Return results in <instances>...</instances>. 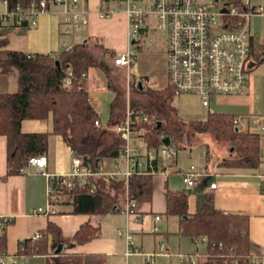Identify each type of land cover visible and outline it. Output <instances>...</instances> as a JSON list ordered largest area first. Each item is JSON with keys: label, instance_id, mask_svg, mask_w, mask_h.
Returning a JSON list of instances; mask_svg holds the SVG:
<instances>
[{"label": "trees", "instance_id": "16d2710c", "mask_svg": "<svg viewBox=\"0 0 264 264\" xmlns=\"http://www.w3.org/2000/svg\"><path fill=\"white\" fill-rule=\"evenodd\" d=\"M30 1L6 0V6H25ZM239 1L225 0V3L238 5ZM92 43L93 46L87 41L74 43L70 49L62 50L56 56L0 50V71H15V89L0 93V135L5 138L6 175L20 173V168L28 158L43 155L49 134L59 135L72 155L93 169L102 160L116 156L119 140L112 136L109 142L105 141V134L108 133L105 128L95 126L94 122L99 121V117L88 101L87 92L83 87L87 69H100L105 76L107 88L114 93L109 105L108 124L120 121L115 120L118 94L109 82V69L105 58H113L115 54L97 42ZM5 44L4 39L0 40V47ZM259 48L261 52H258ZM250 54L253 66L257 65L264 59V45L261 47L259 44H251ZM67 70L71 73L70 86L63 87ZM161 90L163 91L149 89V92L144 91V99L140 103L129 102V109L140 110L147 118V121L135 123L136 127L139 126L143 130L142 138L146 146L157 147L161 137L167 136L170 145L179 147V139L185 134H210L215 140H223L229 145V155L222 158L217 166L242 169L258 167L261 162L259 134L247 128L243 129L239 121L235 123L234 119L238 116L208 111L203 120L183 121L170 104L173 97L170 88L166 86V89ZM48 116L49 131L21 132L22 120H46ZM201 186L203 185L198 187ZM124 190L130 200H149L151 176L132 175L125 187L121 182L114 181L103 187L96 183V189L92 192L87 186L63 190L61 196L68 197V200L62 203L69 205V213L115 212L120 210L123 203ZM120 193L121 199L118 197ZM259 193L264 195V181L259 184ZM56 204L58 205L59 201ZM55 212L64 211L56 209ZM164 213L177 218L181 233L187 235L194 243H203L204 250L193 264H252L247 215L215 208L212 196L202 189L196 195L192 213L187 211L186 190H166ZM98 233L97 225L85 223L80 225L71 237H63L55 224L47 222L45 227L38 231L39 236L36 239L24 238L17 242L15 256L40 255L44 257V264H105L101 254L66 250L97 237ZM58 244H61V249L54 253ZM4 251L3 227L0 229V254Z\"/></svg>", "mask_w": 264, "mask_h": 264}, {"label": "crops", "instance_id": "0c3cea01", "mask_svg": "<svg viewBox=\"0 0 264 264\" xmlns=\"http://www.w3.org/2000/svg\"><path fill=\"white\" fill-rule=\"evenodd\" d=\"M2 1L0 0V10L5 9ZM101 1L79 0V5L87 10V21L72 36L62 34L60 23L62 7L59 5L49 6L48 11L39 15L36 25L31 28L24 25L0 24V40L4 39L6 42L5 46L0 47V50L9 49L26 54L40 53L56 56L63 50V42L79 43L87 41L97 42L114 54L121 53L126 48V20L120 12L113 13L108 18L100 17L97 10ZM109 5L112 4L109 3ZM255 40L260 44L256 38ZM161 56L163 65V81L161 83L164 86L166 79L163 52ZM132 65L133 63L130 67ZM258 65L259 63L251 68L247 89L241 95L211 97L207 107L201 106L194 96L186 94L173 95L170 104L174 107L177 116L183 121L201 120L196 117H200L205 113V118L208 111H210L236 115L239 118L241 127H247L250 131H254L247 125L248 120H250L248 117L254 116L253 118L258 117L261 120H264V117L252 113L243 116L240 113L226 109V105H238L253 97L254 86H252L250 73ZM94 69L98 68H88L83 78V87L87 92V96L89 89L93 86L91 75ZM98 70L101 72L100 69ZM143 82L145 83L144 86L151 90L163 88L162 85H158L159 80L157 82L153 80L145 82L143 80ZM104 83L106 85L105 76ZM14 89L15 71L9 70L7 73L0 71V93L11 92ZM175 96L179 97L176 103H174ZM180 96L194 97V101L201 109H208L212 101L216 106L223 108L216 111H194V107L190 102H188L189 104L186 101L181 102ZM88 101L94 107L89 98ZM180 111L188 117L187 120L183 115H180ZM116 124H107L106 130L112 132V128ZM49 129L50 116L46 120L25 119L20 123V130L23 133H42L49 131ZM259 147L261 162L257 168L219 167L215 160L209 170L206 167L203 168L204 175L200 184L186 190L188 213L194 211L196 195L202 189L212 196L215 208L248 216V237L253 264H264V195L259 193V184L264 181V146L259 143ZM42 156L45 158L44 171L46 173L64 175L69 172L73 155L59 135H48L47 148ZM174 168V157L170 163L159 165L158 171L151 176L150 199L135 202V208L130 214H125L122 210L105 214L69 213L67 212L69 205L66 203L61 204L65 208H61L60 204L56 207L57 210L64 212L45 214L35 211L37 208L44 209L46 207L45 176L34 172L32 167H27L24 173L6 175L5 138L0 135V216L8 217L10 220L4 227L5 251L0 254V264L5 258L9 260L10 264H26L29 258L37 257L38 255L30 257L15 256L17 242L24 238H31L43 229L47 222L55 224L61 235L68 238L82 224L97 225L99 228L97 237L66 250L68 252L101 254L104 256L105 264H190V262H195L204 250L203 243H200L202 244L200 252L198 251V242L194 243L187 235L181 233L177 218L164 213L165 193L168 190L165 171L171 170L175 173ZM209 183H214L215 187L209 189ZM101 184L103 186L107 185L105 182ZM200 185L203 186L199 188ZM154 216H158V219L155 220ZM126 234L131 235L132 245L137 249L136 252L126 254Z\"/></svg>", "mask_w": 264, "mask_h": 264}, {"label": "built area", "instance_id": "2783aa9c", "mask_svg": "<svg viewBox=\"0 0 264 264\" xmlns=\"http://www.w3.org/2000/svg\"><path fill=\"white\" fill-rule=\"evenodd\" d=\"M0 13V24L24 25L34 27L37 17L48 11L51 5L62 7L61 30L65 36H72L87 21V10L79 5V0H31L27 5L6 6ZM112 3V5H109ZM98 15L108 18L113 13L123 14L127 25L126 48L115 54L112 65L129 68L138 49L151 41L162 40L165 59V85L173 95H192L203 107H207L211 97L243 94L248 86L249 72L254 66L250 54L251 44H258L249 30L252 16H264V1L251 5L248 0H240L238 5L224 3L218 11L208 4L196 0H102L98 6ZM63 50H68L72 42L62 43ZM258 52H261L259 48ZM71 73L65 72L63 87L70 86ZM138 121H147L140 110L127 108L121 120L112 128L119 140L115 157L110 158V165L104 166V160L91 168L78 157L73 156L70 170L64 175H52L44 171L45 158L42 155L27 159L19 172L27 167L41 173L46 179L47 203L44 209L36 212L54 213L63 190L87 186L92 192L97 181L112 183L119 181L126 186L132 175H154L159 165L170 163L175 155L174 149L160 144L148 147L142 138V128L135 126ZM239 118L234 119L238 123ZM95 126H101L99 121ZM249 127L257 134L264 135V123L255 118ZM102 128L107 129L106 126ZM181 175L184 190H190L202 181L203 168L189 166L176 169ZM214 183L208 188L213 189ZM121 203L123 213L130 214L135 208V201L130 200L124 190ZM155 220L158 216H154ZM9 218L0 216V229L9 223ZM39 236L35 233L31 238ZM126 254L136 252L131 235H125ZM193 264V262H190Z\"/></svg>", "mask_w": 264, "mask_h": 264}, {"label": "rangeland", "instance_id": "374dc122", "mask_svg": "<svg viewBox=\"0 0 264 264\" xmlns=\"http://www.w3.org/2000/svg\"><path fill=\"white\" fill-rule=\"evenodd\" d=\"M200 3H205L210 6L214 11H218L221 6L225 3V0H196ZM251 5H256L259 2L264 0H249ZM112 4V3H111ZM3 5V4H2ZM258 5V4H257ZM5 9H1L2 13ZM249 28L251 33L255 36L259 45L262 47L264 45V16H252L249 19ZM92 46L94 43H92ZM90 44V45H91ZM90 46V48L92 47ZM162 40L155 39L150 43L146 44L142 48L138 49L134 60L133 65L130 68H118L113 66L111 63V56H105L108 63L109 69V82L116 89L118 94L117 106L115 108V120H121L126 109L129 107V102L133 101L135 103H140L144 99V91L149 92V88L145 87L147 80H153L157 82L158 85H162L163 81V65H162ZM98 51V50H97ZM96 51V52H97ZM100 53V52H98ZM114 55V54H113ZM263 59V58H262ZM264 60V59H263ZM259 63V65L251 71V82L254 86L253 97L250 100H246L238 105H226V109L232 110L231 112L240 113L243 116H248L247 114H256L257 116L264 117V61ZM91 82L93 86L89 89L88 98L94 104V107L97 111L101 127L106 126L109 120V105L114 97V93L108 89L104 83V76L98 70L94 69L91 75ZM138 83H141V86L138 87ZM166 89V85H162ZM155 91H163V90ZM173 95V93H172ZM181 95V94H180ZM192 96V95H191ZM177 96L174 98V103L177 101ZM181 102H185L194 107V111H207V110H217L222 109L221 106H216L212 101L210 107L200 108L198 104L194 101V97L190 96H180ZM200 105V104H199ZM181 112V111H180ZM184 112H181L180 115H183ZM205 114V113H204ZM196 117L197 119L203 120L205 115ZM184 116V115H183ZM254 117V116H253ZM253 117H248V123L251 120H254ZM187 120V116H184ZM255 120L261 124L264 123V120L256 117ZM242 122V121H241ZM245 125V124H243ZM249 125V124H247ZM247 128V127H242ZM252 129H257V127H251ZM186 131H189L188 128H185ZM108 134H105V141L109 142L111 137L114 136L113 132L106 130ZM143 132V131H141ZM178 142L179 147L171 145L175 151V170L182 169L185 170L189 166H194L195 168H204L207 170L210 169V166L217 161V163L224 157L229 155V145L223 140H215L210 134H194V135H183ZM259 143L264 146V135L259 134ZM208 153V155H207ZM264 160V156H263ZM110 159H104V166L108 167L110 165ZM165 175L167 176V189L171 191L181 190L183 188L181 182V175L178 172H172L171 170H166ZM99 186L103 187L101 181H97ZM105 188V187H104ZM122 193L119 194V199H121ZM68 200L66 196H60L59 204L63 201ZM61 208H65L64 205H59ZM201 241L198 242V251L201 252L202 244ZM9 249V246H8ZM40 256V255H38ZM32 257L27 260L26 264H44L43 257ZM1 264H10L7 258L2 260ZM253 264V263H252Z\"/></svg>", "mask_w": 264, "mask_h": 264}, {"label": "water", "instance_id": "95a60500", "mask_svg": "<svg viewBox=\"0 0 264 264\" xmlns=\"http://www.w3.org/2000/svg\"><path fill=\"white\" fill-rule=\"evenodd\" d=\"M140 86H141V83H138V87H140ZM160 142L163 146H169L170 145V140L167 136L161 137ZM60 249H61V244H58L56 249L54 250V253H57L58 251H60Z\"/></svg>", "mask_w": 264, "mask_h": 264}]
</instances>
